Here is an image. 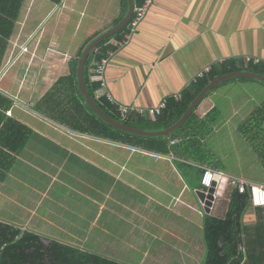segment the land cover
<instances>
[{
	"label": "crops",
	"instance_id": "1",
	"mask_svg": "<svg viewBox=\"0 0 264 264\" xmlns=\"http://www.w3.org/2000/svg\"><path fill=\"white\" fill-rule=\"evenodd\" d=\"M133 1L134 8H136L145 5L147 0ZM128 3V0L22 1L18 19L7 39V47L1 59L0 93L10 100L4 112V120L15 119L29 127L32 133L28 134L23 146L17 152L0 145L2 147H0V189L7 190L8 187H4L6 184H10L13 190L22 181L29 183V186L34 188L32 191L36 193V196L29 195L31 201L23 200L22 203H18V206L21 208L23 206L28 211V215L20 223H12L51 237L48 232L51 224L54 223V226L62 232L67 230V227L68 229L74 228L69 223L73 226L77 224L73 219L68 220L74 210L69 207V201H64L57 196L53 191V186L59 184L62 179L77 184L87 183V179L100 171L101 177L94 179V183L99 188L88 186L87 191L99 192L104 189L102 190L104 196L109 197L110 200L111 191L114 189L112 185L118 187V184H122V196H128L132 202L125 204L115 199L113 203L117 205L114 207L110 203L106 205L105 201L98 200L100 196L92 195V205L100 208L96 212L99 213L96 217H101V210L103 213L110 214L114 208H120L122 211H128L131 216L130 218L122 217L123 221L130 222L132 226H134L133 222L146 224L135 227L140 230L143 237L151 239L149 248L146 249V242L141 245V253L144 256L137 264H202L206 254L203 239L205 217L210 215L223 217L227 212L230 192L235 188L226 183L222 195L215 198L210 211L206 212L205 206L196 194L199 190L204 191L201 184L203 168L208 167L224 173L225 171L212 160L205 162L198 158L185 156L180 148L183 145L186 146L189 141V130L192 127H198L203 132L201 134L203 138L199 139L205 150H207L206 140L219 132H224L222 127L227 124L236 125L235 132L240 134L238 125L245 118L240 119L238 125L233 124L232 119L236 118L234 112L238 110L249 112L260 105L255 108L253 105L248 106L251 100L247 99L248 103L244 101L238 103L237 106H231L229 110L233 113H228L223 112L225 108L221 104L226 100L233 102L231 98L234 92L242 89L260 88L259 91L263 92L264 85L256 83L259 80L240 77L222 82L218 88L204 97L199 107L196 108L195 118L180 136L172 139L178 141L175 143H172V140L169 141L170 151L165 153L151 151L137 144L122 143L79 133L54 122L35 110L37 101L44 96L57 79L69 74L70 62L79 59L92 40L113 27L126 15ZM135 16V11H133L131 18L124 26L126 29L123 30L121 39H110L102 50L103 52L106 50L103 58H108L105 68L106 86L99 87L96 95L105 97L115 106L124 104L145 109L146 112L142 117L137 113L130 115L131 124L136 128L147 130L144 128L145 120L154 119L149 109L155 107L163 99L168 101L169 98H173L179 101L174 96L179 95L181 99L183 91L192 83L197 82L194 78L207 66L210 67V72L226 68L234 69L230 72L254 71L264 76V0H151L144 16L134 25ZM120 41L125 42L118 46ZM111 46L114 48L111 49ZM102 51H98L97 54H101ZM15 63L18 64L17 71H14L8 81L2 83L1 78L6 69ZM48 80L51 83L46 88L45 83L47 84ZM22 82L23 86L20 84ZM107 93L112 97V101L107 97ZM212 109L218 111L216 117L206 119L205 115ZM202 127L206 128L202 129ZM7 129L4 134L5 142H8L11 134ZM57 129H64L70 135L68 133L57 134ZM231 130L233 132L234 128L228 129L229 132ZM187 132L188 135H186ZM34 134L38 136V141L49 143L53 148L61 147L65 150L60 146V142L66 141L77 144L86 152H79L80 156H78L77 148L75 153H71L75 155L71 158L78 160L80 157L82 161L89 160L90 163L101 158L103 164L106 162L107 169H82L81 172L79 169H65V172L58 166L55 169H33L35 178L39 180V183L43 180V183L32 186L30 184L33 183L32 177L26 175L25 169L19 168L23 164H28L24 159L28 150L33 146L36 149L35 144L29 142ZM109 142L119 144L120 150L123 151L122 169H109L112 163L109 154L112 144ZM104 143L109 144L106 153ZM69 146L74 147L71 144ZM196 150H200L198 145ZM21 152L24 160L20 155ZM175 162L179 166H176ZM160 163L164 166L157 169L156 165ZM148 166L150 169L148 173L155 175L160 185L153 183L152 177H142L139 172L140 176H137L134 169H147ZM154 167L157 168L154 169ZM90 171L93 175H90ZM124 172L135 176L139 185L146 186L148 190H143L144 193L142 189L135 187L133 179L123 175ZM193 173L196 174L198 184L191 185L190 180L193 179ZM62 174L66 177L64 178ZM103 174H106L108 182L106 189L99 185L100 181L103 183ZM109 177L113 179V184ZM239 177L264 185V169L252 172L249 177ZM50 182H52V187L49 186ZM49 188L52 189V198L48 200L49 206L42 211V214H39V210H35L33 206V201L38 197L36 205L41 206L44 203L41 199L45 200L46 189ZM58 189L63 191L60 184ZM247 192L249 204L242 215L241 225L247 231L246 240L256 251L264 247V229H262L264 228V207L253 206L250 203L249 189ZM13 194L11 191L12 197ZM142 199L149 203L148 218L141 216ZM222 199L224 203H221ZM159 212L164 215L161 216ZM33 215L36 217L32 221L30 218ZM114 216L116 219H121L115 212ZM4 221L10 222L6 219ZM42 221L48 222L47 229L43 228ZM45 231H47L46 234ZM54 239L69 243L58 238ZM241 249L244 248L241 247ZM243 252L246 251L243 250ZM261 253H256L259 255L252 256L251 259L244 254V264H264V254L260 255Z\"/></svg>",
	"mask_w": 264,
	"mask_h": 264
},
{
	"label": "trees",
	"instance_id": "2",
	"mask_svg": "<svg viewBox=\"0 0 264 264\" xmlns=\"http://www.w3.org/2000/svg\"><path fill=\"white\" fill-rule=\"evenodd\" d=\"M23 0H0V65L4 56L7 39L10 37L14 24L18 19ZM58 2L60 0H53ZM142 0L141 2H143ZM122 28L112 37L101 42L95 51L89 55L83 70L84 82L90 96L98 107L110 118L131 124L132 117L122 119L117 107L111 104L105 97L96 95L100 83L93 78L90 67L98 63L102 58V50L107 42L112 38L121 39ZM111 49L114 47H110ZM98 51H102L99 55ZM81 55V53H80ZM78 59L70 62L69 74L60 76L50 87L44 96L37 101L35 110L54 122L66 128L105 138L112 141L137 144L148 150L156 152H169V141L181 135L185 128L195 118V111L189 116L187 121L170 135L159 137L140 136L128 133L113 127L101 119L86 104L85 98L79 90L77 81ZM234 69L222 68L219 71H212L197 82L186 88L179 101L169 98L166 108L161 114L154 116L152 120H145V129L162 130L175 123L186 111L194 97L214 78ZM222 83L216 85L205 97L218 88ZM264 84V83H263ZM10 100L0 93V145L17 152L27 139L31 129L15 119L4 120L5 109ZM215 109L205 115V118H215ZM140 116V115H139ZM142 117V116H141ZM141 119V118H139ZM145 119V118H142ZM4 122V124H2ZM212 122V121H209ZM207 123V121H206ZM205 123V124H206ZM8 128V129H7ZM206 127H202L204 129ZM6 129L10 134L8 142H5ZM240 135L256 149L258 157L264 166V100L263 103L253 110L239 125ZM203 134L198 127L189 130V141L186 146L180 148L181 153L191 158H198L200 161L210 162L212 157L204 149L201 139ZM188 135V132L186 133ZM3 138V139H2ZM203 138V137H202ZM2 140V141H1ZM197 145L200 150L197 151ZM0 146V147H1ZM1 147V148H2ZM194 152H197L194 154ZM205 168V167H204ZM203 168V171H204ZM249 204V194L240 193L237 189L230 192L227 212L223 217L206 216L203 227V239L205 244V258L202 264H244V254L251 259L258 252L264 254V247L256 251L246 240V229L241 225V218ZM261 226H259L260 228ZM264 229V228H262ZM248 239V237H247ZM243 247L246 252L241 249ZM249 259V260H250ZM0 264H128L109 258L99 253L82 249L57 239L44 236L33 230L0 219Z\"/></svg>",
	"mask_w": 264,
	"mask_h": 264
},
{
	"label": "rangeland",
	"instance_id": "3",
	"mask_svg": "<svg viewBox=\"0 0 264 264\" xmlns=\"http://www.w3.org/2000/svg\"><path fill=\"white\" fill-rule=\"evenodd\" d=\"M18 64L15 63L11 65L9 68L6 69L5 74L1 78L2 83L3 81H8L10 79L11 75L14 73V71H17ZM7 75V76H6ZM257 81V80H255ZM50 80H48V83L46 85V88L48 87V84H50ZM258 85H264L261 82H256ZM260 83V84H259ZM17 84V83H16ZM21 86H23V82L20 83ZM260 88H248V89H242L239 91L234 92L233 97L231 98V101L226 100L222 102L221 106H223L225 109H223V112H228L231 113L229 109L233 105H238V103H242L244 101L247 102V99H250L249 103L247 104L248 106L253 105L259 106L261 105V102L264 100V89L263 92L259 91ZM202 102V101H201ZM201 104V103H200ZM199 104V105H200ZM198 105V107H199ZM251 111H242L238 110L237 112H234L236 115V118H233L232 122L233 124H237L240 122V119L247 118L250 115ZM233 113V112H232ZM244 114V115H243ZM243 115V117L240 118V116ZM244 120V119H243ZM227 124L226 126L222 127V130L224 132H219L212 136L211 138L209 137L206 140V149L210 157L213 158L214 162L221 167L226 174H231V176H245L249 177V175L257 171L259 169H264V166L262 167V163L259 159V155L256 151L255 148L250 145L249 142H247L240 134H236L235 132V126L236 125H230ZM238 125V124H237ZM233 127L234 130L232 132H229L228 129ZM56 132V131H53ZM57 134L62 133L66 134L70 133L66 130L62 129H57ZM54 135V134H53ZM32 144H35L32 149L28 150V153L24 155L25 161L28 163L26 165L20 167L19 169H25L26 175L32 177L33 183L32 186H36L37 184H42L43 180L40 181L37 180L34 176V171L33 169H55V167H60L65 171V169H79V172H81L82 169H107L106 162L103 164L102 159L100 158L99 160H96L94 163H90L89 160L82 161L79 157L78 160L75 158H71V156H75L74 154L71 155V153H75L77 149V154L80 156V153L86 152L83 151V147L74 144L70 141L66 142H60V146L65 148V150L61 149V147H56L53 148L52 145H49V143L45 142H40L38 141V136L37 135H32L30 141ZM66 143V147H65ZM68 143V144H67ZM111 150L109 152L111 156V161L112 163L109 165V169H122V162L124 160L123 156V151L120 150L119 144H115L112 142H109ZM69 144L73 145L74 147H70ZM104 149L105 153L107 150V147L109 144L104 143ZM23 152V151H22ZM20 153L22 155L23 159V153ZM37 152V153H34ZM60 152V154H59ZM80 152V153H79ZM62 153V154H61ZM133 155V154H132ZM149 159L148 157H146ZM145 158V159H146ZM211 158V159H212ZM23 159V160H24ZM146 159V160H147ZM153 160V159H151ZM148 161V160H147ZM176 166H179L177 162H175ZM37 166V167H36ZM150 166V164H149ZM149 166L147 169H134L136 170V174L141 173L142 177H152L153 183L155 184H161L158 180L157 177L153 174H149ZM157 167H154V169H161L163 164H157ZM111 167V168H110ZM122 171V170H121ZM66 172V171H65ZM128 172V171H127ZM37 173V172H36ZM122 174V173H121ZM148 174V175H147ZM90 175H93V172L90 171ZM125 176L131 177L130 179H133V183L135 184V187L142 189L143 190H148L146 186L141 187L139 185V182L135 179V176L130 175L129 173L126 174L124 172ZM167 175V174H166ZM164 175V176H166ZM62 176L65 178L64 174ZM87 176V175H86ZM137 176H140L138 174ZM100 171L95 174L93 177H90V179H87V183L83 184H77L76 182L73 183L72 181L67 182L66 180H61L59 184L61 185L63 191H60L58 189L59 184L57 183L55 186H53V191L57 194V196H60L62 200L64 201H69V207L74 209L70 216L68 217L69 219H73L75 222H77L76 225H72L71 223L70 226L74 228H70L67 230H59L58 227L54 226L51 224L50 228L48 230L49 236L52 238H58L61 240L68 241L69 243L73 244L74 246H78L82 249L92 251V252H98L104 256H107L109 258L117 259L119 261L128 263V264H137L144 255L141 253L142 246L144 242H146V249L149 248L148 246L150 245L151 239H148L146 237H143L141 235V232L139 229H135L136 226H144L146 225L145 223L141 222H133V225H131L130 222H126V220H122V217H131L128 211H122L120 208H114V211H111L110 214L107 212H104L101 210V217H96V213L100 210L98 209L96 205H92L91 199L92 195L93 196H100L98 197V200H103L105 201L104 204L108 205L109 203L112 204V206H116L117 204L113 203V200L118 199L120 201H123L125 204L132 202L131 198L124 197L122 196V184H118V187H115L113 182V179L111 183L112 188H114L111 191V198L109 200V197L104 196V189L99 190V192H91L87 191V187L89 186L90 188L92 187H97L99 188L95 183L94 179L100 178ZM193 179L190 180L191 185L197 183L196 179V174L193 173L192 175ZM102 181L103 183H99L100 187L108 185V182L106 180V174L102 175ZM110 183V184H111ZM20 185L17 186L15 189H11L10 184H6L4 187H8L6 189H0V218L1 219H6L9 220L10 222H16L20 223V221L25 220L27 217V210L22 206H18V203H22L24 200L25 202L31 201V195L32 197L36 196V193L32 191L34 188L29 186V183L21 182L19 183ZM198 184V183H197ZM18 185V184H16ZM50 187H52V182L49 184ZM111 186V185H110ZM114 186V187H113ZM15 187V186H13ZM165 187V186H163ZM25 188V190H24ZM106 189V188H105ZM51 190V191H50ZM85 190V191H83ZM12 191V195H10V192ZM50 192V193H49ZM60 192L61 195H60ZM145 193V191H143ZM95 193V195H94ZM99 193V194H98ZM15 197V198H14ZM52 198V189L49 188L48 190L46 189V198L41 199L39 202V205H36L38 197H36L33 201V206L35 210H39L38 213L42 214V211H45V208H48L49 206V201ZM39 200V199H38ZM44 200V201H43ZM97 200V199H96ZM222 199L221 203H224ZM25 205V204H24ZM120 205H122V202H120ZM149 203L147 200L142 199L141 201V216H147L149 217ZM36 206V207H35ZM25 207L28 208V206L25 205ZM23 212V213H22ZM52 212L55 213V210L52 209ZM115 214H119V217L121 219H116L114 216ZM96 213V214H95ZM161 216V212H159ZM53 214V213H51ZM36 216H32L30 220H34ZM130 221V220H129ZM42 226L44 229H47V221H42ZM66 225V224H65ZM67 226V225H66ZM26 227V226H25ZM192 228H195V226H192ZM45 234L47 231L44 232ZM66 237V238H63ZM69 238V239H68ZM148 239V240H146ZM144 247V248H145Z\"/></svg>",
	"mask_w": 264,
	"mask_h": 264
},
{
	"label": "water",
	"instance_id": "4",
	"mask_svg": "<svg viewBox=\"0 0 264 264\" xmlns=\"http://www.w3.org/2000/svg\"><path fill=\"white\" fill-rule=\"evenodd\" d=\"M128 11L126 15L113 27L109 28L105 32H103L101 35L97 36L94 40H92L88 46L84 49L82 55L78 59V65H77V81H78V87L80 92L85 98V102L87 105L90 106V108L104 121H106L108 124L112 125L113 127L120 129L122 131L140 135V136H166L173 133L175 130L179 129L189 118V116L193 113V111L198 107V105L201 103V101L204 99L206 94L212 90L216 85L219 83H222L228 79L231 78H253L257 79L264 83V76L261 74H258L254 71H234L225 73L221 76H218L211 80L191 101L190 105L186 109V111L183 113V115L171 126H169L166 129L157 130V131H149L144 130L140 128H136L133 126H129L124 124L123 122H118L109 116H107L95 103V101L90 96L88 90L86 89L85 82H84V76H83V70L85 67L86 60L88 56L95 50V48L103 42L105 39L111 37L116 32H118L120 29H122L129 19L131 18L133 11H134V1L128 0ZM218 179V175L215 177ZM227 183V177L222 176L219 179V184L216 189H209L207 191L199 190L196 192L198 199L200 202L205 206V211L209 212L210 207L212 206L215 198L217 196L222 195V190L224 189L225 184Z\"/></svg>",
	"mask_w": 264,
	"mask_h": 264
},
{
	"label": "built area",
	"instance_id": "5",
	"mask_svg": "<svg viewBox=\"0 0 264 264\" xmlns=\"http://www.w3.org/2000/svg\"><path fill=\"white\" fill-rule=\"evenodd\" d=\"M150 3H151V0H147L145 5L134 8V11L136 14L135 19L133 21L134 25L137 24L141 20V18L144 16L146 9ZM124 42L125 41H120L118 43V46L124 44ZM107 60H108L107 57L102 58L91 69V72L93 73V78L100 83V88L106 86L105 68H106ZM247 60H250V58H247ZM210 70L211 69L209 66L205 67L204 69L198 72L194 80L197 81V79L204 77V75L209 73ZM106 95L109 98V100L112 101V97L110 96V94L107 93ZM174 98L176 100H180L179 95L174 96ZM166 105H167V99L161 100L155 107L149 109L151 116L154 117V116L161 114L163 109L166 108ZM116 106H117L119 115L121 116L122 119H128L132 113H137L138 115L143 116L144 113L146 112V110L143 108L135 107L131 105L118 104ZM176 141L178 140L177 139L172 140V143H175ZM216 175H218V179L215 178ZM222 176H226L227 183L233 186L235 189H237L240 193H245L249 189L250 203L253 206L264 207V185L255 184L246 179H243L237 176L227 175L222 171H215L208 167L204 168V171L201 177V184L204 188V191H207L209 189H216L219 184V179Z\"/></svg>",
	"mask_w": 264,
	"mask_h": 264
}]
</instances>
